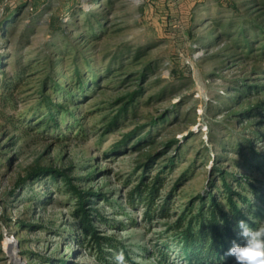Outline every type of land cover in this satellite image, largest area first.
I'll return each mask as SVG.
<instances>
[{"label":"rangeland","instance_id":"1","mask_svg":"<svg viewBox=\"0 0 264 264\" xmlns=\"http://www.w3.org/2000/svg\"><path fill=\"white\" fill-rule=\"evenodd\" d=\"M251 1L0 0V23L11 21L7 38L0 31L6 69L20 59L34 65L6 114L32 120L46 112L60 98L43 88L50 76L67 86L79 68L98 81L67 102L62 128L26 133L0 117V264H114L120 251L128 264H190L169 225L211 188L215 169L249 178L264 198L262 34L246 47L247 32L264 30V18ZM56 46L64 61L52 68L45 52ZM146 137L150 145L133 148ZM173 156L162 189L175 188L171 216L147 220L146 205L128 201L141 163L151 161L152 176ZM38 167L64 169L75 185L100 193L92 205L107 222L97 226L117 249L101 256L80 243L77 199L62 181L31 175Z\"/></svg>","mask_w":264,"mask_h":264},{"label":"trees","instance_id":"2","mask_svg":"<svg viewBox=\"0 0 264 264\" xmlns=\"http://www.w3.org/2000/svg\"><path fill=\"white\" fill-rule=\"evenodd\" d=\"M251 2L257 7L254 11L258 13L257 18H264V0H252ZM79 10L77 6L68 8V12L73 13V15ZM8 22L6 26L2 22L0 23V31L4 39L8 36L7 28L11 21ZM254 28L257 30L262 28V32L256 30L255 36L251 38L250 33L247 32L246 47L251 50L253 49L252 38H258L262 34L264 40L263 27L255 24ZM58 50L60 49L56 46L50 52H45L47 56L45 60L50 59L52 61V68L58 62L64 61L63 57H57L62 52ZM6 60L7 56L0 53V67L3 68L1 71L2 77H0V117L2 119L6 118L5 120L15 129H20L26 133L31 130H40L42 127L62 128L67 102H75L81 94H86L85 92L89 87L98 84L96 77L88 78V76L81 73L79 68L77 69L78 81L67 86L54 76H50V79L46 78L42 81L43 88H48L54 93L60 94V98L56 101L51 99L50 103L45 104V107L48 108L46 112L42 114L34 113L32 117L35 116V118L27 120L24 117H16L14 114H6L4 109L14 108L15 96L20 88L27 84L34 65L30 64L31 62L22 63L23 60L20 59L18 61L19 67L10 70L6 69L8 68L5 65ZM147 67L149 68L150 65ZM77 87L79 89L75 90ZM119 116V114L116 115L110 125H113ZM65 124L64 130L68 131L77 125V121ZM152 142V139L146 137L133 148L141 150V147L145 144L150 145ZM120 146H117L116 149L120 150ZM155 157L153 155L152 157L145 156V159L155 160ZM255 158H258V155ZM151 161L141 163V166L146 168L145 172L130 191L128 201L131 205L137 202L146 205L145 218L147 220L155 215L161 219H167L171 216L170 211L172 204H174L172 195L175 188L171 189L167 195H163L162 189L165 186L164 178L166 171H168L166 168L175 166L177 158L173 156L165 159L161 163L160 169L152 176L148 173ZM262 164L260 163L258 166L261 167ZM34 174H44L50 176L53 181H62L66 185L67 191L77 199L72 214L78 220L77 226L80 235L78 240L82 245L96 249L101 256L111 254L113 249H117L113 237L103 233L97 226L100 221L107 222L106 217L101 215L97 208L92 205V202L101 196L100 193L94 190L81 189L73 183L72 178L64 169L38 167L32 171L31 175ZM214 176H218V178L212 177L211 188L206 193H201L193 198L187 208L177 216L175 222L169 225L170 231L174 232L175 242L181 246L190 264H217L220 261L228 263L233 257H227L224 260L222 256L230 247V242L237 239L235 231L237 221L240 219L247 220L246 214H252L254 218L262 216L261 213L259 214L261 207L256 208L255 202L264 205V198L259 193V186L256 183L247 177H238L222 168L215 169ZM230 177L233 178L232 181H230ZM216 179L221 180L222 183L219 185L216 183ZM218 190L222 193H219ZM222 199H225V201L223 202ZM194 207H197V211H194ZM25 226L29 225L25 224ZM162 255L166 256L167 252L162 251ZM57 262L58 264L70 263L67 259Z\"/></svg>","mask_w":264,"mask_h":264},{"label":"clouds","instance_id":"3","mask_svg":"<svg viewBox=\"0 0 264 264\" xmlns=\"http://www.w3.org/2000/svg\"><path fill=\"white\" fill-rule=\"evenodd\" d=\"M246 216L247 220L237 221V239L230 242L222 258L233 257L235 264H264V217L254 218L252 214ZM113 259L114 264H128L123 251L116 253Z\"/></svg>","mask_w":264,"mask_h":264}]
</instances>
